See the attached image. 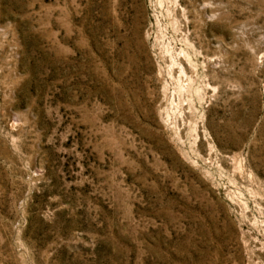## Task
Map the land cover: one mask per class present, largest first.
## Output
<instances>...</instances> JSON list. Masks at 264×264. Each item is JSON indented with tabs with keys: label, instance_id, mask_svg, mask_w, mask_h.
Listing matches in <instances>:
<instances>
[{
	"label": "rangeland",
	"instance_id": "obj_1",
	"mask_svg": "<svg viewBox=\"0 0 264 264\" xmlns=\"http://www.w3.org/2000/svg\"><path fill=\"white\" fill-rule=\"evenodd\" d=\"M0 264H264V0H0Z\"/></svg>",
	"mask_w": 264,
	"mask_h": 264
}]
</instances>
